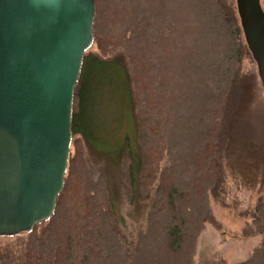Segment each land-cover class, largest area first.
Returning <instances> with one entry per match:
<instances>
[{
  "label": "trees",
  "instance_id": "trees-1",
  "mask_svg": "<svg viewBox=\"0 0 264 264\" xmlns=\"http://www.w3.org/2000/svg\"><path fill=\"white\" fill-rule=\"evenodd\" d=\"M95 4L93 41L74 89L63 189L48 219L16 235L26 237L23 246L0 245V264H195L207 225L225 228L214 202L254 215L231 233L261 236L234 264H264V137L244 129L249 93L241 72L249 50L236 0ZM90 64L98 71L116 66L125 81L127 126L136 131L139 153L124 136L121 187L129 205L138 196L151 201L136 236L117 219L105 169L90 155L91 143L100 152L87 115L98 88L91 91L86 79Z\"/></svg>",
  "mask_w": 264,
  "mask_h": 264
},
{
  "label": "water",
  "instance_id": "water-1",
  "mask_svg": "<svg viewBox=\"0 0 264 264\" xmlns=\"http://www.w3.org/2000/svg\"><path fill=\"white\" fill-rule=\"evenodd\" d=\"M264 85L262 0H236ZM95 0H0V236L48 219L64 186Z\"/></svg>",
  "mask_w": 264,
  "mask_h": 264
},
{
  "label": "rangeland",
  "instance_id": "rangeland-1",
  "mask_svg": "<svg viewBox=\"0 0 264 264\" xmlns=\"http://www.w3.org/2000/svg\"><path fill=\"white\" fill-rule=\"evenodd\" d=\"M93 51L94 49H90L88 53ZM96 68L90 64L87 67L86 75L84 74L89 86H92L91 91L93 87H98L94 91L95 95L90 91L92 104L87 106V115L91 129L93 132L97 131L99 136L94 140H96V147L100 149V152H97L91 143L90 155L94 163L102 165L105 169L117 219L131 235L136 236L147 223L151 201L142 200L138 196L134 203L129 205L124 198L121 187L117 151L121 147L124 136L128 135L132 138L134 152L139 153L136 131L134 127L130 129L127 126V122L130 125L131 119L125 100L126 85L118 67H103L99 71ZM91 70L94 72L89 73ZM241 73L244 76L245 86L249 93V99L247 100L249 111L244 129L248 136L253 139L264 137V85L259 76L257 62L250 50L247 51L244 57ZM70 149L73 150L72 145ZM255 200V196L250 200L246 199L245 205H251ZM213 209L217 219L227 229L224 228V231L217 230L213 225H207L197 242L195 264H219L222 259H226L228 264H234L245 260L250 252L259 245L261 236L253 235L245 238L241 235L236 236L230 230L242 231L246 226V222L252 221L254 215L241 217L234 208L224 207L217 202L213 203ZM25 239L26 237H17L16 235L0 236V245H10L14 249H18L23 246Z\"/></svg>",
  "mask_w": 264,
  "mask_h": 264
},
{
  "label": "crops",
  "instance_id": "crops-1",
  "mask_svg": "<svg viewBox=\"0 0 264 264\" xmlns=\"http://www.w3.org/2000/svg\"><path fill=\"white\" fill-rule=\"evenodd\" d=\"M261 241V240H260ZM260 244V243H259Z\"/></svg>",
  "mask_w": 264,
  "mask_h": 264
}]
</instances>
